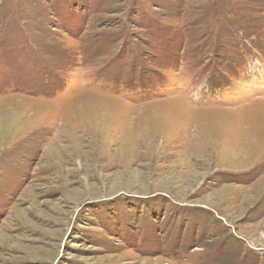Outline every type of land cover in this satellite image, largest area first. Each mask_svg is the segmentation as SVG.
<instances>
[{"label": "rangeland", "instance_id": "obj_1", "mask_svg": "<svg viewBox=\"0 0 264 264\" xmlns=\"http://www.w3.org/2000/svg\"><path fill=\"white\" fill-rule=\"evenodd\" d=\"M0 264H264V0H0Z\"/></svg>", "mask_w": 264, "mask_h": 264}, {"label": "bare ground", "instance_id": "obj_2", "mask_svg": "<svg viewBox=\"0 0 264 264\" xmlns=\"http://www.w3.org/2000/svg\"><path fill=\"white\" fill-rule=\"evenodd\" d=\"M94 96V95H93Z\"/></svg>", "mask_w": 264, "mask_h": 264}]
</instances>
